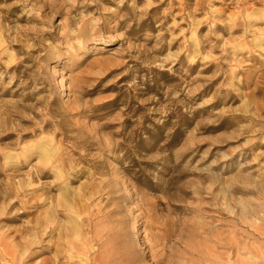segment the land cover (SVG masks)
<instances>
[{"label": "rangeland", "instance_id": "rangeland-1", "mask_svg": "<svg viewBox=\"0 0 264 264\" xmlns=\"http://www.w3.org/2000/svg\"><path fill=\"white\" fill-rule=\"evenodd\" d=\"M0 264H264V0H0Z\"/></svg>", "mask_w": 264, "mask_h": 264}, {"label": "bare ground", "instance_id": "bare-ground-1", "mask_svg": "<svg viewBox=\"0 0 264 264\" xmlns=\"http://www.w3.org/2000/svg\"><path fill=\"white\" fill-rule=\"evenodd\" d=\"M71 246V245H70Z\"/></svg>", "mask_w": 264, "mask_h": 264}]
</instances>
